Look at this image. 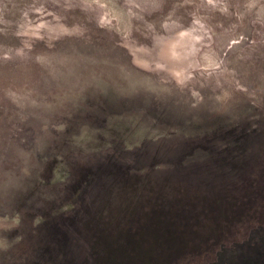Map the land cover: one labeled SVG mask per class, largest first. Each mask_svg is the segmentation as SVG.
Here are the masks:
<instances>
[{
	"label": "rangeland",
	"instance_id": "obj_1",
	"mask_svg": "<svg viewBox=\"0 0 264 264\" xmlns=\"http://www.w3.org/2000/svg\"><path fill=\"white\" fill-rule=\"evenodd\" d=\"M0 264H264V0H0Z\"/></svg>",
	"mask_w": 264,
	"mask_h": 264
}]
</instances>
